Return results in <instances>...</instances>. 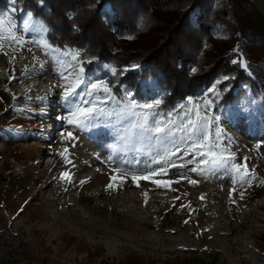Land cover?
Listing matches in <instances>:
<instances>
[{
	"label": "rangeland",
	"instance_id": "rangeland-1",
	"mask_svg": "<svg viewBox=\"0 0 264 264\" xmlns=\"http://www.w3.org/2000/svg\"><path fill=\"white\" fill-rule=\"evenodd\" d=\"M6 1L10 11L13 5ZM251 1L254 31L263 38L264 0ZM157 2L160 12L180 13L191 5L190 0ZM104 10L109 12L108 7ZM26 13H12L24 46L5 45L8 55L0 51V264H264V96L255 97L243 86L237 99L220 105V93L218 97L209 93L214 87L210 86L199 99L186 97L166 113L157 109L175 115L180 105L193 106L189 100L201 104L208 96L215 101L211 110L221 119L210 129L211 140H216L219 128L222 147L228 146L236 162L248 158L255 177L250 185L238 182L230 169L199 174L190 171L195 166L187 164L191 157H173L186 167L170 168L166 177L154 178L179 179L172 190L148 180L137 187L131 174L143 173L150 157L133 160L113 152L114 126L80 130L67 124L70 107L61 98L60 54L40 46L47 32H21ZM191 17L192 13L189 21ZM127 37L131 36L116 37L114 42L132 43ZM212 39L233 52L242 43L228 32ZM111 69L106 63L99 70L85 68L86 78L106 81L114 76ZM139 69L138 64L124 65L120 72ZM136 83L141 99L134 93L133 99L140 103L166 94L150 78ZM126 89L132 92L121 85L115 95L123 98ZM245 104L247 112L242 110ZM68 130L77 137L74 142L62 140L61 133ZM113 168L127 169L130 175L122 184L114 182L115 190L106 189ZM65 172L70 182L61 178Z\"/></svg>",
	"mask_w": 264,
	"mask_h": 264
},
{
	"label": "trees",
	"instance_id": "trees-1",
	"mask_svg": "<svg viewBox=\"0 0 264 264\" xmlns=\"http://www.w3.org/2000/svg\"><path fill=\"white\" fill-rule=\"evenodd\" d=\"M96 1L17 0L14 7L18 13L31 11L44 23L51 47L80 50L81 59L91 60L84 65L86 70H99L103 63L114 68L116 74L106 78L114 94L122 85L141 99L137 79H152L166 92L160 98L163 113L186 97L201 98L200 92L210 86L220 93V105L237 99L243 86L255 97L264 96V37L254 31L251 0H190V7L180 13L160 12L157 0ZM9 7L8 1L0 0V9ZM223 32L242 41L239 53L212 39ZM124 35L133 42H114ZM240 55L248 71L232 62ZM131 64L140 65L139 71L121 74L120 67Z\"/></svg>",
	"mask_w": 264,
	"mask_h": 264
},
{
	"label": "snow or ice",
	"instance_id": "snow-or-ice-1",
	"mask_svg": "<svg viewBox=\"0 0 264 264\" xmlns=\"http://www.w3.org/2000/svg\"><path fill=\"white\" fill-rule=\"evenodd\" d=\"M13 7L10 11L0 12V51L4 55H8L5 51V45L12 47L13 44L23 47L25 41L22 36L17 33V24L13 19L12 13L16 12L14 5L17 0H10ZM43 3V0H41ZM21 32H39L46 33L48 31L44 23L34 18L31 11L26 13V18L20 24ZM131 39V37H127ZM42 48H49L51 53H59L57 63L62 69L60 77L63 83L59 85L63 89L61 98L66 105L70 107V113L67 117V124L73 128L85 130L88 128L115 127L117 134V143L112 146L113 152L123 153L125 157L131 155L133 160L141 155L150 157L146 169L140 174H131V179L139 187V181L148 180L157 187L171 189V185L179 183L180 180H157L155 177H166L170 168H184V163L177 164L172 158L178 157L187 159V164H195L190 171L199 174H208L218 169H230L240 183L251 184L254 179V169H250L247 164V157L241 162H236L235 155L229 151L228 146L222 147L221 131L217 128L216 140H211L210 129L213 124H218L221 117L212 112L215 101L205 96L201 104H193L191 100L186 105H180L175 115L172 111L162 114L157 111L161 100L154 99L152 102L140 103L133 99V93L125 90L124 97L119 98L113 94L112 86L103 79L86 78L84 65L90 63L91 60L81 59L80 50H72L71 52L62 51L52 48L46 42L41 41ZM15 51V49H13ZM28 51H31L29 48ZM239 53V48L234 49ZM49 53H45L48 55ZM16 57L13 56L12 61ZM39 64L38 58L33 57ZM233 63H239L240 67L248 71L249 65L240 55L239 60H233ZM135 67V66H134ZM128 69H125L127 71ZM25 73L30 70L26 67ZM113 75L116 70L111 69ZM195 71V69H193ZM251 75V73L249 72ZM15 77H9V82ZM224 80L229 77H223ZM219 83V81L217 82ZM247 87V86H245ZM209 93L219 96V92L215 86L208 90ZM15 98V97H14ZM255 103V101H252ZM108 105H112L111 108ZM242 110L247 112L249 108L243 105ZM181 113H183L181 115ZM63 141L74 142L77 137L71 130L66 133L62 132ZM231 142L229 141V144ZM74 146V143H73ZM259 148L260 145L255 146ZM68 152V148L64 149V153ZM63 156V153H61ZM131 164L132 160H126ZM139 163V161H136ZM151 165H160L155 169ZM110 183L106 189H113L118 186L114 182L119 181L122 184L130 175L127 169L113 168L111 169ZM62 179H68L70 182V174L65 172ZM180 179H186L181 177ZM86 181H81V184ZM191 184L197 181L189 180ZM229 196L231 198L232 192ZM147 196V193H145ZM243 198V193H241ZM177 199H179L177 197ZM204 199V197H201ZM187 222V221H186Z\"/></svg>",
	"mask_w": 264,
	"mask_h": 264
},
{
	"label": "built area",
	"instance_id": "built-area-1",
	"mask_svg": "<svg viewBox=\"0 0 264 264\" xmlns=\"http://www.w3.org/2000/svg\"><path fill=\"white\" fill-rule=\"evenodd\" d=\"M193 19H194V17H191V19H190V23H192L193 22ZM132 65V67H134L135 66V64H131ZM129 66V65H128ZM135 68V67H134ZM130 69H133V68H130Z\"/></svg>",
	"mask_w": 264,
	"mask_h": 264
}]
</instances>
